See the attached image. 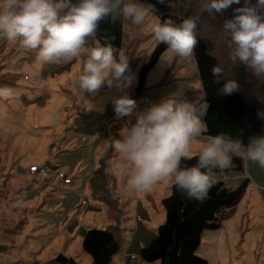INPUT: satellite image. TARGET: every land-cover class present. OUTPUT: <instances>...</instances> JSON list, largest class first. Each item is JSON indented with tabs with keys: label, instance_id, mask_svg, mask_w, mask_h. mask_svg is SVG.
I'll list each match as a JSON object with an SVG mask.
<instances>
[{
	"label": "rangeland",
	"instance_id": "1",
	"mask_svg": "<svg viewBox=\"0 0 264 264\" xmlns=\"http://www.w3.org/2000/svg\"><path fill=\"white\" fill-rule=\"evenodd\" d=\"M174 1V4H178L180 0H171L172 5ZM184 2L194 9L209 50L218 57L227 80H237L239 91L259 112L264 111V78L253 77L242 64H232L229 59V41L222 29L224 22L234 17L235 9L246 4L254 6L257 0H239V3L234 2L219 11L214 8L211 11L203 10L205 0ZM141 3L150 4L147 0ZM154 14L158 17L155 6ZM156 17L150 16L139 26L125 20L122 51L129 58L126 74L131 77L132 83L122 90L105 85L95 95L83 93L78 86L77 77L82 70L83 55L80 60L69 63L39 65L35 60V52L19 44L10 45L0 38V90L5 93L0 95V176L10 175L8 197L0 199V202L6 205L14 200L11 206H3L0 210V264H53L50 260L59 254L72 257L79 264H92L91 255L82 248L84 233L88 227L106 228L110 223L105 208L99 207L100 202L93 192L90 175L94 160L98 165L99 161H104L107 189L113 190L121 211L120 214L114 206L111 207L119 214L118 225H121L123 232L115 226L114 221L109 229L122 233L127 241L132 240L134 235L142 238L147 233L154 234L152 239L156 237V230L163 224L165 215L159 214L154 208L151 221L146 222V226H150L151 232H148L145 223L139 222L142 216L139 215L140 220H137L132 209V203L138 198L142 200L141 196L145 193H127L124 179L110 172L111 165L118 161L112 148L113 141L121 138L125 127L135 123L136 112L145 110V103L141 101L143 96L134 95L132 97L137 102V108L133 115L117 119L112 101L125 93L131 97L138 68L158 43L150 30ZM170 55L167 49L148 74L146 83L150 89L145 93L150 102L165 97L184 101V95L190 89L191 82L187 79L151 88L150 82L161 77ZM184 59L189 62L188 58ZM182 68L186 69L194 82L192 99H188V102L199 107L205 100L204 97L200 99L202 84L197 67L189 63ZM72 113L80 115L70 119ZM109 116L113 118L106 128L107 134H104L101 131ZM262 124L264 131V118ZM94 134H98L95 141ZM206 138L203 134L193 142L194 154ZM46 163L68 172L73 183L64 187L67 191L63 198L44 204L39 210L42 204L39 194L42 180L38 177L34 179L35 176L31 177L27 170L31 165L40 167ZM79 170L82 173L76 179ZM218 177L223 178L231 189L238 187L245 178H249L250 183L234 208L219 215L224 217L220 227L203 231L198 255L205 258L208 264H264V169L258 164L243 161L242 170H227ZM171 186L170 183L162 182L148 193L154 197L158 190L165 197L170 195ZM116 189L121 201L114 192ZM82 194L88 204L85 216L79 221L75 213L82 208ZM22 217H27L24 225L20 224ZM113 260L114 264L126 262L123 258L119 260L117 255ZM140 262H131L129 258V264ZM145 264H160V261Z\"/></svg>",
	"mask_w": 264,
	"mask_h": 264
},
{
	"label": "clouds",
	"instance_id": "2",
	"mask_svg": "<svg viewBox=\"0 0 264 264\" xmlns=\"http://www.w3.org/2000/svg\"><path fill=\"white\" fill-rule=\"evenodd\" d=\"M165 3L166 0H159ZM239 0H205L203 10L225 9ZM169 7L172 6L168 0ZM156 17L154 6L139 0H0V38L10 45L35 52L37 64L69 63L80 60L82 70L77 82L80 90L95 95L103 86L122 90L131 85L129 58L105 40L97 38L102 21L123 19L132 25H142ZM233 65L242 64L253 77L264 78V0L254 6L235 9L232 19L223 25ZM151 33L159 43L177 57L194 55L198 43L197 20L185 18L177 23L171 18L158 17L151 24ZM91 42V43H90ZM214 84H222L220 95H231L240 90L235 79L223 80L224 68H211ZM200 99L205 93L200 89ZM5 94L0 90V95ZM117 119L132 116L137 102L128 94L112 101ZM207 103L200 104L165 97L147 109L135 113V123L125 127L121 138L115 139L112 148L118 161L110 172L124 179V190L129 194L151 192L160 183H170L189 199L204 201L217 183L215 171L232 166L234 158L258 164L264 169V135L248 138L220 132L207 136L195 153L193 142L207 132L201 119ZM264 118V111L258 112Z\"/></svg>",
	"mask_w": 264,
	"mask_h": 264
},
{
	"label": "trees",
	"instance_id": "3",
	"mask_svg": "<svg viewBox=\"0 0 264 264\" xmlns=\"http://www.w3.org/2000/svg\"><path fill=\"white\" fill-rule=\"evenodd\" d=\"M147 1L157 8V16L161 21L171 18L179 23L189 17L196 19L194 9L188 7L184 0H180L178 4H174L176 2L174 1V5L171 7L167 3H160L159 0ZM72 3L77 4L79 0H72ZM196 20L198 43L194 49V55L188 57L189 62L185 59L180 65L179 70H183L181 76L178 75V70L175 73L177 64L173 63L166 76V82L187 79L191 82V90L187 93L186 100L192 99L194 82L188 76L186 69L182 67L189 63L195 64L205 93L204 100L208 105L202 117L207 125V132L204 135L210 136L225 132L233 137L242 138L247 144L249 137L264 135L262 118L258 116L257 107L248 101L241 91L231 95L219 94L218 90L222 84L213 83L214 77L211 68L214 65L221 66V63L218 57L210 52L208 43L203 36L201 23L198 19ZM124 26L125 20L123 19L115 22L102 21L97 38L101 43L105 40L110 42L118 53L123 48ZM167 49L166 44L158 42L147 60L139 68L138 81L134 88L136 97L145 94L147 76ZM223 80H227L225 74L222 77ZM242 162L243 160L240 158H234L230 168L215 171L217 183L210 189L208 198L204 201L189 199L172 185L170 195L162 200L166 212L165 221L156 230V237L140 249L138 255L140 261L159 260L160 264H208V261L197 253L203 231L207 228L220 227L224 217H219V215L225 209L234 208L250 182L249 178H245L238 187L231 189L218 176L227 170H242ZM102 163L104 164L103 160L99 161V167L95 173V189L104 202L115 207V205L117 206V199L112 198L111 189H109L110 191L107 189L106 165ZM183 163L186 166L194 165L196 163L195 154L192 160ZM115 209L119 213L120 208ZM123 241H125V237L122 233L109 229L89 228L84 234L82 248L91 255L93 264H114L113 259L120 252ZM51 262L53 264H78L73 258H68L63 254L57 255Z\"/></svg>",
	"mask_w": 264,
	"mask_h": 264
},
{
	"label": "crops",
	"instance_id": "4",
	"mask_svg": "<svg viewBox=\"0 0 264 264\" xmlns=\"http://www.w3.org/2000/svg\"><path fill=\"white\" fill-rule=\"evenodd\" d=\"M185 59L184 58H180V57H177L175 56L174 54L171 53V55L169 56L168 60H167V63L165 65V68H164V71L162 72L161 74V77L156 80L155 82H150V84L152 85L151 88H155V87H161V86H166L165 84L166 83H169L170 82H166V76L170 70V67L173 63H176V68H175V73L176 71L178 70V75L181 76L183 72L182 69L179 70V67L180 65L182 64V62L184 61ZM144 64V63H143ZM137 66V65H136ZM142 66V65H141ZM139 66V68L141 67ZM139 68H138V71H139ZM148 77V76H147ZM147 80V79H146ZM137 81H138V74H137V79H136V84H137ZM173 83V82H172ZM135 84V86H136ZM175 84V83H173ZM148 84L146 83V90L147 89H150V88H147L149 86H147ZM168 85V84H167ZM135 86L133 87V91L131 93V98H133L132 96H134V88ZM190 86V85H189ZM191 90V86H190V89L185 93L184 95V101H187L186 100V95L187 93H189V91ZM144 98H147L146 97V93L143 95ZM161 101V99H155L153 102H150V106L154 103H159ZM146 109V107H145ZM60 115H62L63 113H59ZM99 114H107L108 113H99ZM80 114L79 113H72V115L70 116V119H73L75 117H78ZM113 116H109L107 119H106V125H105V128L101 131L102 133L104 134H107V126L108 124L111 122ZM94 137V141L98 138V134H94L93 135ZM98 163L95 162L94 160V168H93V171L90 175L91 177V181H92V184H93V192H94V195L96 197V199L98 200V202H100V205L99 207H103L105 208V212H106V217L107 219L109 220V225L106 227V228H97V229H109V227L112 225V221L115 222V226L117 227H120V229L122 230L123 232V228H121V225H118L119 223V219L116 218V215H117V212H115L114 210H112V206H110V204L108 205L106 202H104L100 197H99V194H97V191L95 189V185H94V179H95V173L96 171L98 170ZM28 171V170H27ZM80 173H82V170H79L76 172V175H75V178L78 179L79 176H80ZM28 174H29V171H28ZM30 175V174H29ZM9 176H3L1 175L0 178H1V187L3 189H1L0 191V199H3L4 197H8V193H9V188H8V179H9ZM31 177H33L32 175H30ZM34 179L36 177H33ZM223 179V178H222ZM250 180V179H249ZM41 186L39 187V190H40V193L41 194L40 196L42 197V199L40 201H42V204L39 206V210H41L42 206L48 202H52V201H56L58 199H61L63 198L64 194L66 193L67 190L63 188H57V187H53V186H49L47 185L46 183L42 182L41 181ZM250 183V182H249ZM260 187V185H259ZM112 190V189H111ZM116 193V196L118 197L119 201H121L120 199V196L117 194V189L114 191ZM43 194V196H42ZM39 196V198H40ZM81 196H84V194L80 195ZM166 197V196H165ZM164 196L162 197L161 194H159L158 190L156 191L154 197L153 196H150L149 193H145L144 196L142 198V200H140L139 198L136 200L135 203H132V209H133V212H134V216H137V220H140L138 219V216L141 215L142 216V219L139 221L140 223L144 224L145 225V228L146 230L149 232V228L148 226H146V222L147 221H151L152 219V214H154V211L153 209H157L158 210V213L159 214H163L165 215V218H166V212H165V209L162 205V200L163 198H165ZM160 199V200H156V199ZM14 200H11L9 202H7V204L5 205L4 203L0 202V210L3 209V206H6V207H9L11 206V204H13ZM125 203V201L123 202V204ZM112 207V208H111ZM115 208H118V206L115 205ZM163 208V209H162ZM137 209V210H136ZM14 210V209H13ZM226 210H229V209H225L224 211ZM223 211V212H224ZM235 211V210H234ZM138 212H140V214H138ZM119 213L121 214V211H119ZM76 216L78 217V220L80 221L82 217L85 216L86 214V210L84 213H79L76 211ZM119 218V217H118ZM27 217H22V220H21V225H24V220H26ZM165 221V220H164ZM3 223H5V220H2ZM164 223V222H163ZM138 224V223H137ZM150 227V226H149ZM89 228H96V227H88L87 229ZM86 229V230H87ZM7 230V228H6ZM109 230H112V229H109ZM133 231V230H131ZM86 232V231H85ZM151 232V231H150ZM85 234V233H84ZM154 234L153 233H147L146 236L140 238H136L135 235L132 236V240H129L127 241V239H125L124 243H122L121 245V249H120V252L117 254L119 260L121 258L125 259L126 262H123V264H129V257L131 255H139L140 254V249L146 245H148L153 239L152 237ZM152 239V240H151ZM83 242V240H82ZM131 242V243H130ZM130 243V244H129ZM64 255V254H63ZM66 256V255H65ZM129 256V257H128ZM68 257V256H66ZM68 258H72V257H68ZM54 259V258H53ZM52 259V260H53ZM74 259V258H73ZM50 260V262L52 261ZM75 260V259H74ZM76 261V260H75ZM49 262V261H48ZM77 262V261H76ZM16 263V262H15ZM13 263V264H15ZM47 263V262H46ZM78 263V262H77ZM146 262H140V264H145ZM79 264V263H78ZM92 264H93V260H92Z\"/></svg>",
	"mask_w": 264,
	"mask_h": 264
},
{
	"label": "built area",
	"instance_id": "5",
	"mask_svg": "<svg viewBox=\"0 0 264 264\" xmlns=\"http://www.w3.org/2000/svg\"><path fill=\"white\" fill-rule=\"evenodd\" d=\"M141 101L145 103L144 106L146 107V109L150 107V101L147 98L142 97ZM203 115L201 116V119ZM28 171L30 175L38 177L49 186L63 188L73 183V179L69 176L68 172L64 171L57 165H52L49 163H46L40 167L36 165H31L28 168ZM110 194L112 195V198L116 199L113 190L110 191ZM81 204H82V208L79 209L77 212L84 213L85 208L87 207L88 204L84 196H82ZM129 258L131 262L140 261V257L137 255H131Z\"/></svg>",
	"mask_w": 264,
	"mask_h": 264
}]
</instances>
